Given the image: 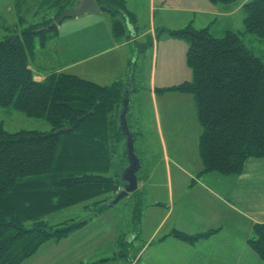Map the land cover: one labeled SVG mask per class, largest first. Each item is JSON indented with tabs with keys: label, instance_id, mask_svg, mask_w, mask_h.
I'll list each match as a JSON object with an SVG mask.
<instances>
[{
	"label": "trees",
	"instance_id": "16d2710c",
	"mask_svg": "<svg viewBox=\"0 0 264 264\" xmlns=\"http://www.w3.org/2000/svg\"><path fill=\"white\" fill-rule=\"evenodd\" d=\"M96 1L112 11L115 38L126 35L125 21L135 25L126 0ZM209 1L217 5L238 0ZM27 2L16 0L15 7ZM42 5L51 17L0 42V107L44 119L52 127L50 132L10 133L0 122V264H24L46 244H59L89 223L50 225L47 216L91 202L99 215L123 186L117 176L107 175L111 154L124 139L113 116L119 113L124 86H101L64 72L36 81L31 67L36 39L44 46L51 35L50 39L58 35V27L45 28L75 7L77 0H43ZM243 8L244 32L215 38L210 27L196 29L192 24L164 31L188 45L192 80L156 93L175 92L195 99L202 130V175L240 176L248 160L264 159V61L245 44L247 35L264 42V0H253ZM63 128L70 130L55 134ZM218 231L198 235L173 231L169 237L193 246ZM247 244L264 262V224L254 225ZM120 245L122 250L128 246Z\"/></svg>",
	"mask_w": 264,
	"mask_h": 264
},
{
	"label": "crops",
	"instance_id": "0c3cea01",
	"mask_svg": "<svg viewBox=\"0 0 264 264\" xmlns=\"http://www.w3.org/2000/svg\"><path fill=\"white\" fill-rule=\"evenodd\" d=\"M146 1L148 3H144L141 8H138L136 3L134 10L128 9L135 16L136 24L133 26L126 21V35L121 38L114 37L113 17L109 12L99 11L75 19L74 22L81 18L84 21L74 35V59L67 67L76 70L83 63L89 62L92 72L86 74L89 75L88 78L83 79L101 86L121 83L125 88L128 81H131V93L136 92L135 95L139 97L141 93L137 92L139 86L134 84L131 69L135 72L140 54L145 53L151 46L149 88L144 90L147 92L149 106L154 112L153 122L158 127L163 146V156L159 161L162 174L153 169L143 172L142 167L138 174V190L129 197L132 199L134 196L136 199L139 221L134 220L138 228L134 223V231L124 235L128 237V243L125 244H130V236L135 233V240L142 238L146 234L145 226L149 222L154 223L150 234L144 240L141 239L144 243L136 251V259L132 261L134 253H131L129 261L133 264H156V257L160 256L162 246L173 239L178 242L177 253L180 259L175 263L174 254L167 253L169 264H264L247 244L253 237L254 225L264 224V159L248 160L240 176H223L216 173L202 175L203 164L199 155L202 130L197 118L195 99L190 95L175 92L156 93L157 89L171 88L192 79V74L188 73L187 69L179 71L175 65L173 68L168 66V63H173L172 59L179 57L185 63L188 45L171 38L164 31L180 30L190 24L196 27L197 15L204 17L206 26L210 27L216 20L214 17L219 15L217 6H193L184 3V0H159L158 3L156 0ZM241 6L242 4L239 8ZM143 8L146 10L144 19L147 26L138 25L136 11ZM157 12L158 26L155 25ZM178 13L183 14L179 19L183 20L181 24H178ZM58 30L61 31L62 27L59 26ZM58 35L60 36V33ZM92 38L97 39L98 43ZM96 48L101 50L96 51ZM105 56L110 57L99 61ZM74 73L81 75L79 72ZM45 78L44 75H35L38 82L44 81ZM137 100L140 101L138 98ZM132 112L135 127L130 129L135 137V129L141 124L136 115L137 105ZM182 135H192L195 141L188 138L189 145L194 146L189 147L187 156L173 155L175 143ZM93 218L91 223L61 243H48L43 246L41 250L44 252V263L47 264L52 259L54 252L64 251L73 264H114L117 261V245L121 231L113 229L112 222L106 221L104 226L99 223V218L106 220L105 211ZM212 230L219 231L211 238L193 246L169 237L173 231L198 235ZM131 245L133 246V243ZM99 246L101 251L98 252ZM147 254L148 257L143 262ZM36 256L24 264H38L34 259Z\"/></svg>",
	"mask_w": 264,
	"mask_h": 264
},
{
	"label": "rangeland",
	"instance_id": "374dc122",
	"mask_svg": "<svg viewBox=\"0 0 264 264\" xmlns=\"http://www.w3.org/2000/svg\"><path fill=\"white\" fill-rule=\"evenodd\" d=\"M14 1L15 0H0V42L7 41L9 40V38L14 39L29 27L40 24L47 17H51V12H49V9L42 5L43 0H28V2L23 3L22 6H19L18 4L16 10H15V6L13 7ZM158 1L159 0H156V3H158ZM251 1L253 0H238L236 3L233 4L216 5V4H212L209 0H184V3L191 4L193 6H203L205 4L217 6L216 10L218 11L219 15L217 17H214V19L216 18V20L213 21V23L210 25V33L215 38H222L227 32H235V33L244 32L245 30L244 20L246 17V13L244 11L243 4L249 3ZM146 2L148 3V1L146 0H127L128 6L127 5L126 6L128 9L131 8V10H134L136 8V3L138 4V8H141L143 4ZM240 4H242V6L239 8ZM74 8L75 7H73L72 9ZM235 8L237 9L233 11ZM145 11H146L145 8L138 9V11H136L138 17V25L147 26V23L145 22L144 19ZM182 15L183 14L178 13L177 19L179 20L180 17H182ZM74 21L75 19L72 18L65 19L60 25L62 27V30L59 31L60 36L56 35L52 39H50V37L52 36L51 35L44 46L41 44L40 38L36 39L35 55L31 61V67L35 75L39 74V75L48 76L50 74L57 72L75 74L74 73L75 71L81 74L79 75V77L81 76L82 79L84 77L88 78L89 75L86 76V74L92 72L90 64H88L89 62L83 63L82 66L76 70L75 69L70 70L69 68H67L70 62L74 59L73 53L76 49L74 46L76 42L75 40H73L74 35L78 31L77 28H79L83 24L84 19L81 18L78 22H74ZM181 23H183V20L182 21L179 20L178 24ZM206 24H205V18L200 15H197L195 28L196 29L207 28ZM155 25L158 26V12L156 13ZM142 26L139 27L142 28ZM49 34L50 33H47V35ZM51 34L53 33L51 32ZM67 37L70 38L66 39ZM92 39L94 42L98 43L97 39L95 38ZM245 44L255 53L256 56L261 57L262 60L264 61L263 41H261L255 35H247L245 38ZM95 50L99 51L101 49L96 48ZM129 50L132 51L131 48H129ZM108 57L110 56L102 57L99 59V61H102L103 59H107ZM171 61L173 63H168L169 67L173 68L172 66L175 65V67H177L179 71L180 70L183 71L187 69L189 71L188 73L192 74V71L187 66L186 56H185V63L180 59V57L179 59L175 58L172 59ZM131 63H133V61ZM158 65H160V57L158 60ZM150 67H151V46L148 47L145 53L142 52L140 54L139 62L136 66L135 72L134 69L131 67L132 68L131 76L132 78L135 79L134 84L139 86L137 92L141 93V95L137 97V95H135L136 92L131 93L132 95L130 94L131 112L128 113L127 120L129 127L133 129L135 126L133 125L134 119H133L132 110L137 105L136 115L138 116L139 123L141 124L140 126L137 127L138 129H135L137 130L136 135L134 137L135 153L138 156V158L142 160L143 172L146 170L153 169L156 170L158 173L162 174V171L160 170L162 165L160 164L159 161L163 156V146L159 137L158 127L153 122L155 118L154 112L149 106L147 92H145L146 90H144V89L148 90L149 88L148 82H149ZM137 98L140 99V101H138ZM160 106L161 107L163 106L162 103ZM121 110H122V105L119 109L118 115H116V113L115 114L113 113V116L117 121V125L119 127H120L119 116ZM178 113L181 114V112ZM0 122H3L5 124L6 130L10 133H17L20 131L50 132L52 129L51 125L44 119L30 118L13 109H8L3 107H0ZM188 138H190V140L192 141H195L192 135H182L181 139L177 140L175 143L173 155L181 156L183 154L187 156L189 147L194 146V145H189ZM126 148H127V143H126V138L124 137L123 142L116 149V152H113L111 154V158L109 162L112 164V167L108 172L107 176H117V178H119L121 181L122 174L124 170L128 167ZM168 148L171 154V148L169 145ZM171 168H173V165H171ZM162 177L163 176H161V178ZM132 197H133L132 199L125 198L121 200L117 205H115L112 208L107 207V209L105 210L106 220L102 218L98 219L101 225L104 226L106 221L112 222L113 229L117 230V232L118 230L121 231L118 238L119 243L117 245V250H118L117 261H115L114 264H133L132 261L136 259L137 256L136 251L144 243V241H141V239L144 240L146 236L150 234L149 231L153 230L154 228V223L149 222L148 225L145 226L146 234H144L142 238H140L139 240H135L137 233L131 235L130 238L132 237V239H130V244L126 246L124 250L121 249L120 241L121 244L128 243V239H127L128 237L124 235L128 234L127 232L131 230H132L131 232L134 231L135 229L134 220L135 218L137 219L139 216L138 204L135 202L136 199L134 198V196ZM160 197L161 198L163 197V193L160 194ZM87 205L91 206L89 210L86 208ZM96 208L93 205V202L81 203L66 210L53 213L47 216L45 220L50 225H58L67 221H74L79 223L85 220L86 221L89 220L90 222V220L94 219L93 217L96 215L95 214L97 212ZM110 216L113 218V220ZM136 227L138 228V224H136ZM122 237L123 239L121 240ZM132 243L133 246L131 245ZM176 243L178 242L172 239L165 246H162L163 248L160 256L156 257L158 258L156 264H160V263L169 264L170 259L167 253L169 254L170 252L174 254L173 257L175 258V263L177 262L178 259H180V255L177 253L178 246ZM100 249L101 248L99 246L97 251L98 252L101 251ZM110 253L111 252H106V254H110ZM131 253L134 254H133V259L130 262L129 258ZM147 257L148 254L143 258V262L146 260ZM34 259L38 264H45L44 252L41 250ZM47 264H73V262L70 258H68V255L65 256L64 251H59V252H54L52 259H50Z\"/></svg>",
	"mask_w": 264,
	"mask_h": 264
},
{
	"label": "water",
	"instance_id": "95a60500",
	"mask_svg": "<svg viewBox=\"0 0 264 264\" xmlns=\"http://www.w3.org/2000/svg\"><path fill=\"white\" fill-rule=\"evenodd\" d=\"M105 11L111 13V10L105 7H100L96 0H77V5L74 9L65 11L60 15L56 22L45 28V30H52L58 27L65 19L72 18L77 19L84 15H91L93 13ZM131 81L128 82L127 87L124 90L123 99L121 102L122 110L119 116V123L122 134L126 138L127 148L126 156L128 160V167L124 170L121 178L123 183V189L119 192L116 198L108 204V208H112L117 205L121 200L128 198L131 194H134L138 190V173L141 171V161L135 153L134 137L130 130L127 116L130 108V94H131ZM69 128H63L57 131L55 134H62L68 132Z\"/></svg>",
	"mask_w": 264,
	"mask_h": 264
}]
</instances>
